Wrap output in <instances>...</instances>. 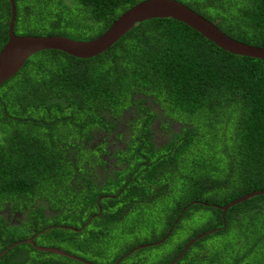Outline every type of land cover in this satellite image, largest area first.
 I'll list each match as a JSON object with an SVG mask.
<instances>
[{"label": "trees", "instance_id": "trees-1", "mask_svg": "<svg viewBox=\"0 0 264 264\" xmlns=\"http://www.w3.org/2000/svg\"><path fill=\"white\" fill-rule=\"evenodd\" d=\"M14 1L15 34L89 40L141 0ZM179 1L229 36L264 46V0ZM9 18V2L0 0V49L8 39ZM110 102L118 112L109 108ZM132 106V119L127 121L131 137L126 138L123 131L119 134L122 142L127 141L125 150L119 152L123 164L106 173L109 182L103 185L92 180L97 158L78 162L74 175L69 158L92 154L84 147L85 141L93 142L97 136L90 126L112 132L116 117ZM156 119L165 135L155 142L151 125ZM94 149L95 155L107 152ZM199 162L204 163L201 169L194 166ZM99 167L107 168L108 163ZM97 169L95 176L100 178ZM92 188L95 192H90ZM259 189H264V61L223 50L171 17L137 22L107 50L91 58L58 50L34 53L0 84V251L34 236L56 218L77 223L60 225L79 230L53 225L34 237L36 245L66 241L88 248L95 242L91 236L97 233L90 229L97 225L102 230L93 220L118 219L129 210L153 204L164 215V227L154 240L165 239L129 255L162 246L182 227L190 208H199L214 214L212 225L204 231L216 230L196 239L174 264H264V194L230 206L224 217L214 205ZM15 192L19 193L16 197L7 196ZM22 192L28 195L27 201L21 200ZM101 194L118 195L101 198L98 208L96 198ZM12 199L9 205L7 201ZM81 199L84 203L76 208ZM5 208L17 224L6 219ZM246 214H252V221L240 225L238 221ZM232 228L236 234L226 242ZM18 229L28 231L16 234ZM204 231L178 243L174 254L161 264L176 258ZM214 235L225 239L217 249L199 257L190 254L189 248L201 250L199 246ZM135 259L133 264H146L144 256ZM0 264L85 263L22 242L7 249Z\"/></svg>", "mask_w": 264, "mask_h": 264}, {"label": "water", "instance_id": "water-1", "mask_svg": "<svg viewBox=\"0 0 264 264\" xmlns=\"http://www.w3.org/2000/svg\"><path fill=\"white\" fill-rule=\"evenodd\" d=\"M8 2L10 5L8 39L0 49V84L17 73L18 70L24 65L25 61L34 53L44 50H58L79 58H91L107 50L112 44H114L124 34H126L137 22L156 17H171L195 29L202 36L223 50L233 54L258 58L264 61V46L249 44L229 36L228 34L224 33L214 22L210 21L208 18L204 17L202 14L179 0H141L121 13L100 35L89 40L75 39L58 34L17 35L14 32V23L16 19L15 1L8 0ZM257 194H264V189L243 194L224 205H214L221 210L222 217H224V212L227 208ZM52 227L53 226H47L40 230L38 234H40L43 230ZM59 227L79 230L66 225H59ZM215 230L216 228L206 230L192 238L184 246L178 256L171 260L168 264H174L196 239L208 233H212ZM34 237L35 236H31L26 239L13 242L7 248L2 250L0 255H2L5 251H7V249L14 245L20 244L22 242H28L32 244L37 250L64 255L69 258L79 260L85 264H94L93 262L84 258L67 253L58 247L36 245L34 243ZM164 239L165 237L156 242L138 245L126 252L114 264L119 263L123 257L128 256L135 249L148 245L159 244Z\"/></svg>", "mask_w": 264, "mask_h": 264}, {"label": "rangeland", "instance_id": "rangeland-1", "mask_svg": "<svg viewBox=\"0 0 264 264\" xmlns=\"http://www.w3.org/2000/svg\"><path fill=\"white\" fill-rule=\"evenodd\" d=\"M114 103L110 102L109 103V108L112 109L114 112H118L116 108H114ZM70 113V112H69ZM74 118L77 119L78 116L76 114H73ZM77 120H74L76 122ZM68 127L71 128L72 131H75V128L72 123H69L67 125ZM127 133H125L126 135ZM131 137V136H130ZM130 137L128 139H130ZM93 158V155L90 153H83L79 156V163H85V162H90V160ZM96 158V157H95ZM92 161V160H91ZM204 163L199 162L195 164L194 166L198 169H201L203 167ZM70 167V166H69ZM111 168H102L98 167L97 173L99 177L102 179V184H106L105 181L107 180V172ZM109 182V179L107 180V183ZM109 191L114 192V189H110ZM90 192H95L94 189H90ZM19 194L17 192L15 193H8L7 196L9 198H14L16 195ZM21 195H23L21 200H24L26 198V201L28 200V195L25 194V192H22ZM12 201H7L9 205H12ZM22 202V201H21ZM204 202V201H202ZM84 203V201L81 199L80 203L78 206L76 205V208L81 206ZM55 204V203H54ZM218 204V203H216ZM58 207H63L66 206L67 204H55ZM65 208V207H64ZM190 208V207H189ZM191 214L187 215L186 221L183 222V225L181 228H179L177 233L173 237H171L169 240H167L166 243H164L160 247H154L148 252H143V253H137V254H131L126 257H124L123 264H131V262L136 258H139L140 256H144L146 260V264H161L164 260H166L168 257L174 254L175 252V247L178 243L185 241L186 239L189 238V236L195 232L198 231H204L207 226L210 224L212 225V218L214 216L212 210H202V209H197V208H190ZM241 210V208H240ZM247 210H244L242 213L244 214ZM255 212V211H254ZM100 213V210L98 209V213ZM242 214V215H243ZM242 215L239 217H242ZM246 218H243L242 221H238L240 225L252 221V214H246ZM66 219H72L71 216H65ZM217 217V216H216ZM93 222L98 225L101 224L102 230L100 231L99 228L94 226L93 228L90 229L89 232H97L94 233L91 238L95 241L91 245H89L88 248H81L77 244H70L66 241H57V243L53 245H59L55 246L61 249H69V247L73 248L70 249L71 252H69L72 255H83L84 258L88 259V261L93 262L94 264H108L111 262V264H114L116 261L114 260L117 258L119 255H123L132 248L141 245L142 242L147 241L148 243L156 242L158 240L156 239L164 227V215L163 211L156 205H148L144 209L140 210H129L126 212V214L118 219H111V220H103L102 218L95 219ZM50 223L53 225H60L62 223H66L68 225H78L77 223L67 220V221H62L56 219L50 220ZM28 229H18L15 231L17 234H21L26 232L27 233ZM235 229H231L227 235L226 242L231 241L232 236H234ZM4 237V235H3ZM225 241L223 235H214V237L206 240L203 242L197 251L195 252V248L190 249L189 252L190 254L193 253L197 257H199L202 254H209L211 252L210 249H217L219 247V243L223 244ZM52 245V246H53ZM78 249V250H77ZM85 253L82 254L81 252ZM126 251V252H125ZM48 255V254H45ZM50 256H52L50 254ZM190 258L192 259L193 256L190 255ZM135 259V261H136ZM141 259V258H140ZM133 264V262H132ZM144 264V262L142 263ZM198 264V262H197Z\"/></svg>", "mask_w": 264, "mask_h": 264}, {"label": "flooded vegetation", "instance_id": "flooded-vegetation-1", "mask_svg": "<svg viewBox=\"0 0 264 264\" xmlns=\"http://www.w3.org/2000/svg\"><path fill=\"white\" fill-rule=\"evenodd\" d=\"M134 108L135 107L132 106L131 109L129 108L128 110H126V112L123 111L122 113H120L116 117L118 123L112 129V132H110L111 130H109L108 128H101V127H98L96 125H91L90 126V128H92L93 130H96L97 131V133H96L97 136L94 138V141L93 142L85 141L84 147L85 148H88L89 147L91 149V153L93 155V158L91 160H94V159L97 158L96 159L97 160V163L94 165V169L91 171V178H92L93 181H96L99 184L102 183V179L95 176L96 169L99 167L100 163H102V162L108 163V167L107 168H111V169L112 168L113 169H116V168H118L117 166L123 164L119 152L125 150L127 141L126 142H122L119 139V134L123 131V132H126L127 133L125 135L126 138H129L131 136V128L127 124V121L132 119V114L131 113L133 112ZM130 110H131V112H130ZM127 113H130V117L128 119H127ZM105 114H106L107 118H109V119L112 118V116L109 115L107 112H105ZM151 126L154 129V132H153V136H154L153 137V141L156 142V139H162L163 138V135H165V134L162 132V129H160V120L156 119L155 122H154V124H152ZM92 137H93V135H92ZM161 143L162 142H160L158 144L161 145ZM115 144H120V145L117 146ZM94 148H102V150H106L107 152L106 153H101L100 152L98 155H95L92 152L93 150H95ZM73 151H74V149L71 150V152H72L71 154L74 153ZM98 160H100L99 163H98ZM69 162H70V169L73 171V174L75 175L76 172H77V169H78L77 164L79 162V159H75L74 157H71V158H69ZM117 195L118 194H115V195H109V194H101V195H98L97 198H96V202L98 204V208H100L99 207V203H100L101 198L107 197V196L115 197ZM199 202H201V201H199ZM7 208H5V210H4V212L7 213L6 214V219L10 221V224L11 225L17 224V222L14 219H10L9 218V214H8L9 209H7ZM186 208L188 209V207H186ZM14 217H20V215L19 214H15ZM36 235H38V232L34 236H36ZM119 257H121V256H119ZM117 259H115V261Z\"/></svg>", "mask_w": 264, "mask_h": 264}]
</instances>
